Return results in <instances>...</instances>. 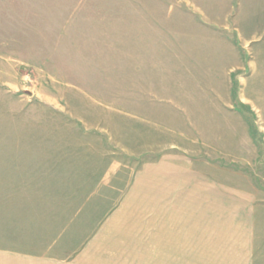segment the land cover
<instances>
[{
	"label": "rangeland",
	"instance_id": "1",
	"mask_svg": "<svg viewBox=\"0 0 264 264\" xmlns=\"http://www.w3.org/2000/svg\"><path fill=\"white\" fill-rule=\"evenodd\" d=\"M172 151L264 188V0H0L10 256L143 264L118 262L111 230L91 237L134 172Z\"/></svg>",
	"mask_w": 264,
	"mask_h": 264
},
{
	"label": "crops",
	"instance_id": "2",
	"mask_svg": "<svg viewBox=\"0 0 264 264\" xmlns=\"http://www.w3.org/2000/svg\"><path fill=\"white\" fill-rule=\"evenodd\" d=\"M211 171L208 163L180 151L145 161L98 222L91 242L105 241L111 230L120 263L264 264V231L255 217L264 188L236 186L231 177L218 179ZM6 173L0 171V183L9 182ZM15 253L10 256L1 242L0 264H69Z\"/></svg>",
	"mask_w": 264,
	"mask_h": 264
}]
</instances>
